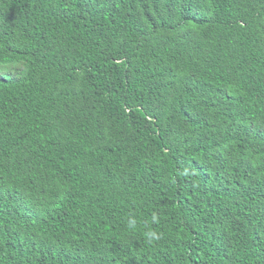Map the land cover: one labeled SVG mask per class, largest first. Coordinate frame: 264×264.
I'll return each instance as SVG.
<instances>
[{
  "label": "trees",
  "instance_id": "trees-1",
  "mask_svg": "<svg viewBox=\"0 0 264 264\" xmlns=\"http://www.w3.org/2000/svg\"><path fill=\"white\" fill-rule=\"evenodd\" d=\"M0 264H264V0H0Z\"/></svg>",
  "mask_w": 264,
  "mask_h": 264
}]
</instances>
